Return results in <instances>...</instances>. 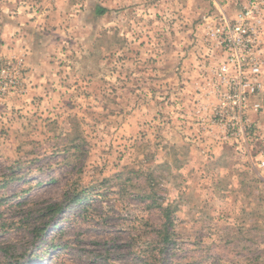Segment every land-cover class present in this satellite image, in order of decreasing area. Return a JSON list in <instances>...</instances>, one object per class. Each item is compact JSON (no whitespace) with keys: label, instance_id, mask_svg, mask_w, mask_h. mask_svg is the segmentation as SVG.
Wrapping results in <instances>:
<instances>
[{"label":"rangeland","instance_id":"374dc122","mask_svg":"<svg viewBox=\"0 0 264 264\" xmlns=\"http://www.w3.org/2000/svg\"><path fill=\"white\" fill-rule=\"evenodd\" d=\"M215 5L27 0L43 37L0 91V264H264V91L248 138L221 139Z\"/></svg>","mask_w":264,"mask_h":264},{"label":"built area","instance_id":"2783aa9c","mask_svg":"<svg viewBox=\"0 0 264 264\" xmlns=\"http://www.w3.org/2000/svg\"><path fill=\"white\" fill-rule=\"evenodd\" d=\"M263 28L264 0H245L233 18L221 15L209 22V41L221 54L212 73L217 95L213 123L221 139L240 142L248 138L247 128L253 131L249 111L262 107L255 98L264 86ZM18 73L17 63H0L1 92L17 84ZM257 165L264 166V155Z\"/></svg>","mask_w":264,"mask_h":264},{"label":"crops","instance_id":"0c3cea01","mask_svg":"<svg viewBox=\"0 0 264 264\" xmlns=\"http://www.w3.org/2000/svg\"><path fill=\"white\" fill-rule=\"evenodd\" d=\"M221 1V3H218ZM214 0V5L216 6V11L218 15L227 16L233 18L238 12L240 7L234 6V0ZM245 2V1H244ZM38 5V2H34ZM244 4V3H243ZM27 0H0V57H8L11 62L17 63L20 66H31L34 67V63L40 61V44L42 41L43 34L39 31L41 28L40 21L37 22L29 21V11H26ZM28 14V15H26ZM214 16H208L204 18L202 22L203 35L207 41H209V22L213 20ZM35 24H31V23ZM29 23V24H28ZM38 24V30L34 28L31 29V25ZM209 52H213L210 50ZM199 75V74H198ZM200 84L205 82V78L199 75ZM206 85L204 86V89ZM264 91V86L261 93ZM202 107L207 108L204 104ZM254 112V111H253ZM200 114H203L200 112ZM199 114V115H200ZM256 116V115H255ZM256 126L262 128L261 135L258 137H253L252 140L257 144V140L262 146L261 155H264V116L258 117L255 121ZM260 153L259 156L261 157Z\"/></svg>","mask_w":264,"mask_h":264},{"label":"trees","instance_id":"16d2710c","mask_svg":"<svg viewBox=\"0 0 264 264\" xmlns=\"http://www.w3.org/2000/svg\"><path fill=\"white\" fill-rule=\"evenodd\" d=\"M106 11V9L104 7L101 6H96L95 7V13L98 15L103 14ZM147 197L152 199V204H156L152 198L151 195H146ZM81 196H77L76 199H81ZM54 212L56 213H61L63 211V208L58 205L55 204L54 206ZM165 212V221L161 224V226L157 229V233L159 237H162L163 240L168 241L171 237L170 234V225L172 223V218H171V209L169 206H167L164 210Z\"/></svg>","mask_w":264,"mask_h":264}]
</instances>
